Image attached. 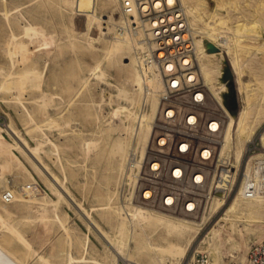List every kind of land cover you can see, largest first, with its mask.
I'll return each mask as SVG.
<instances>
[{"label": "rangeland", "instance_id": "374dc122", "mask_svg": "<svg viewBox=\"0 0 264 264\" xmlns=\"http://www.w3.org/2000/svg\"><path fill=\"white\" fill-rule=\"evenodd\" d=\"M71 1L0 0V127L3 128L0 130V195L6 189L19 194L25 184H35V196L39 197L37 200L25 201L24 204L18 200L4 203L0 198V207L6 206L11 213L7 218L11 230L0 223V242L10 250L11 256L18 259L19 264H64L67 252L74 256L81 255V243L85 235L89 239L90 253L95 257H102L107 243L94 228L105 229L112 234L101 220L99 209L102 193L106 191L104 176L109 165L108 147L114 137L123 136L120 131L113 129L122 119L119 114L115 117L112 109L128 105V101L124 95H119L118 90L121 93L134 88L127 80L129 74L124 62H128L135 53L123 51L114 54L110 59L113 66L106 62L103 65V78L89 75L87 66L113 38L121 21L127 25V19L120 9L119 0H95L96 3L78 0L75 10L71 8ZM188 2L195 7V14L199 16L193 26L190 24L192 30H195L194 38L201 37L204 43H212L211 50L220 52L216 55V60L221 54L226 58L223 61L224 80L228 93L224 95L226 107L234 115L241 108L242 101L229 65L231 52L238 62H242V80L252 89L251 101L255 104L256 123L258 121L254 137L261 147L257 136L264 129V0ZM186 15L189 19V15ZM242 22L247 25L238 34L234 29L237 23ZM27 23L32 25L24 31L23 26ZM127 27L130 28V25ZM35 30L42 31L43 36L34 32ZM210 32L213 36H210ZM219 36L228 37L230 54L219 42ZM86 46H92L93 53L87 52ZM244 61H248L250 65L248 62L243 63ZM25 68H34L40 73L38 85L34 86L30 81L25 83L17 78L6 80L7 71H21ZM81 80L85 83H81ZM207 93L208 107L221 114L208 91ZM44 94L49 98L42 100ZM26 110L32 115V120L27 117ZM157 115L156 108L155 118ZM225 120L224 117L223 126ZM9 123L16 133L5 130ZM15 134L24 138L29 147L39 144L34 153L36 159L46 165L49 172L64 184L70 197L81 204L86 220L94 227L92 230L87 227L83 213L65 199H59V195L52 191L47 178L38 171L35 157L15 145L19 141ZM1 163H7L8 167L2 168ZM120 174L117 177L114 201L115 204L124 206L126 203L121 197L123 172ZM5 185H8L7 188ZM50 199L54 204L46 203V210H42L40 202ZM132 204L153 209L156 214L164 213L167 217L170 215L168 218L173 220L196 222L200 218V215L193 217L135 202ZM254 208V203L240 201L236 213L224 224L217 222L222 214L219 211L196 235L180 264H187L195 250L206 251L209 255L205 239L210 235L211 228L217 227L220 232L219 264H244L250 245L264 239V213L254 216L250 212ZM56 217L62 220L63 225ZM64 225L70 239L65 234ZM148 230L150 234H155L157 228L151 226ZM0 253V261L4 264H17L13 261L14 257L10 258L1 251ZM131 259L135 261L130 262L145 264L140 256ZM117 262L125 264L129 260L123 256Z\"/></svg>", "mask_w": 264, "mask_h": 264}, {"label": "bare ground", "instance_id": "6f19581e", "mask_svg": "<svg viewBox=\"0 0 264 264\" xmlns=\"http://www.w3.org/2000/svg\"><path fill=\"white\" fill-rule=\"evenodd\" d=\"M61 1L64 3L67 0ZM91 1L96 3L95 0ZM172 1L174 0H167V2ZM188 1L189 0H176L181 12L185 17L186 24L192 34L197 71L201 80L206 85V90L211 95L210 97L217 104L219 108L218 110H220L221 114L226 119L222 132L223 145L220 148V156L228 159L232 165L238 166L242 162L247 141L257 134L258 129V121L256 123L255 119L257 116H254L255 104L251 101V97L253 96L251 93L252 91L250 92V90L252 89H250L247 82L242 80V68L240 65L242 62H238L239 60L236 58L235 54L232 56L231 52V60L228 57V60L231 61L229 62V65H231L233 76L235 78L236 90L242 101V106L238 110L237 114H232L226 107V97L224 95V93H228V87L224 80L225 64L223 61H226V58L221 54V56H219L216 60L215 57H217L216 55L220 52H213L211 50L212 43H204L201 37L196 39L194 38L193 32L195 30H192L191 26L195 24L194 22L199 16L197 17L194 10L195 7ZM77 2L78 0L71 1V8L73 10L76 9ZM186 14L189 15V19H187ZM124 15L127 19L126 24L130 25V28L125 25L124 21H121L119 28H117L115 34L113 35V38L105 45L104 49L100 53L96 54L94 61L87 66V73L89 75L95 78H103L105 75L103 65L106 62L109 66H113V63L110 59H112L114 54L121 53L123 51H134L133 53H135L133 56H131L128 62H124L129 74L127 80H129V83H131L134 88H131V91L124 90L125 92L121 89V93L118 90L119 95L122 94V97L124 95V98L128 101V105L118 106L115 109H112L113 113L111 111L114 116L116 114L121 116L122 120L120 121V124L114 126L113 129L120 131L123 136L118 135L114 137L111 140L110 146L108 147L109 165L107 174L104 176L106 191L102 193V201L100 203L101 208L99 209L101 211L99 214L101 220L106 226H108L110 229L109 231H111L112 234H110L105 229L102 230L98 227L94 228L92 224L86 220V215L84 216V208L81 206V204L77 200H73V198L70 197L68 192L64 189V184L54 174L52 175L49 172L46 165L40 162L38 158L36 159V155L34 153L39 148V144L37 143L36 147H29L26 144L24 138H21L15 134L19 140L15 145L25 151L28 155L33 156V158L35 157V165L38 171L47 178L48 184L52 191L59 195V199H65L68 204L70 202L81 212V214L83 213L87 227L90 230L94 228L95 231H97L101 235L102 239H104L107 243L104 255H102V257H95L90 253L89 239L88 236L85 235L84 241L81 243V255L74 256L70 252H67L64 264H80L82 262L88 261H90L91 264H118L117 260L123 256H126L127 260L129 261H135L131 258L134 256H140L145 260V264H180L196 235H198L200 231L205 228L207 222L211 220L212 217L217 215L219 211H222V214L219 215L217 222H223V224L226 223L227 220H230V216L232 214L236 213L240 201L254 203L255 208L250 211L254 216H259V214L264 213V196L244 197L240 194H236L227 201H223L220 197L214 198L196 222H193L192 220V222H190L188 220L182 219L173 220L168 218L170 215L167 217L164 215V213L156 214L154 213L155 210L153 212V209L151 210L150 208L134 205L132 203H128L125 206L115 204L116 202L114 201V198L117 191L115 186L118 173L120 176V173L123 172L125 168V161L129 150L133 149L140 154L142 153L154 122L158 103V93L161 89L160 76L156 71L155 65L149 58L151 52L145 28V19L141 15H137L135 12ZM222 22H219V24H222ZM31 25V23L25 24L23 26V30L27 31ZM246 25L247 24L244 22L237 23L235 28L236 30L234 29V31L238 33L239 31H242ZM30 30L32 29L30 28ZM34 32H37L40 36H43L42 31L39 32L35 30ZM213 32L215 31L213 30ZM104 35L105 34H103V36ZM210 36H213V34ZM234 38L236 37L234 36ZM235 41L237 42L239 40L237 39ZM219 42L225 47L226 52L230 54V42H228V37L219 36ZM85 49L87 52L93 53L92 46H86ZM231 49L233 50V48ZM245 62L248 61H244L243 63ZM248 64L250 65L249 62ZM5 78L7 81L10 78L21 79L25 83L30 81L31 83L35 84L34 86H36L38 85L37 81L40 80V73L34 70V68H25L21 71H7L5 73ZM83 80H81V83ZM11 89H13L12 86ZM42 97V100L49 98L45 94ZM26 112V114H28L27 117L32 120V115L28 112V110H26ZM49 121L52 122L51 120ZM134 121L136 124H134ZM35 126H37L36 123ZM2 129L3 128L0 127V130ZM5 130L16 133L12 124L10 123L6 124ZM257 137L261 145L259 153L264 154V129L258 133ZM87 143L88 142H86V145ZM1 167L6 169L8 165L7 163H1ZM35 194H37V188L35 184H25L23 187H21V193H13V199L10 202L18 200L24 204L25 201L29 202L33 199H39V197L35 196ZM46 203L54 204V201L50 199L49 201L46 200L45 202H40L39 206L43 208L42 210H46ZM0 208V210L3 211H0V223L4 224L6 228L11 230L10 223H7V218L11 213L4 205ZM57 219L59 223H63L59 217ZM223 224L220 223V225ZM151 226L157 228L155 234H150L148 227ZM63 227L65 234L67 235L68 239H70L67 227L65 225ZM219 233L218 227L211 228L210 235L207 237V239H205V241L208 243L207 250L209 257L212 259L211 262L213 264H219L220 262V250L218 243ZM0 251L5 253L10 258L14 257L11 256L12 254L10 250L4 247L1 242ZM13 261L19 264L17 258L14 257ZM0 264H4L2 260L0 261Z\"/></svg>", "mask_w": 264, "mask_h": 264}, {"label": "built area", "instance_id": "2783aa9c", "mask_svg": "<svg viewBox=\"0 0 264 264\" xmlns=\"http://www.w3.org/2000/svg\"><path fill=\"white\" fill-rule=\"evenodd\" d=\"M120 7L145 19L149 58L161 79L149 138L141 154L132 149L126 157L122 200L196 217L214 198L264 196V154L255 137L238 166L220 156L223 116L208 107L192 34L176 0H120ZM0 198L10 202L12 190ZM187 264L212 262L195 250ZM244 264H264V239L250 245Z\"/></svg>", "mask_w": 264, "mask_h": 264}, {"label": "water", "instance_id": "95a60500", "mask_svg": "<svg viewBox=\"0 0 264 264\" xmlns=\"http://www.w3.org/2000/svg\"><path fill=\"white\" fill-rule=\"evenodd\" d=\"M235 103V102H234Z\"/></svg>", "mask_w": 264, "mask_h": 264}]
</instances>
